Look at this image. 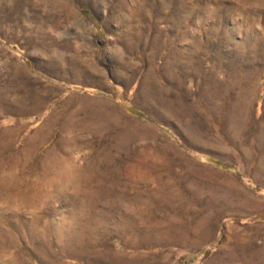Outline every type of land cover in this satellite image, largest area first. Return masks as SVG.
<instances>
[{"label": "rangeland", "instance_id": "rangeland-1", "mask_svg": "<svg viewBox=\"0 0 264 264\" xmlns=\"http://www.w3.org/2000/svg\"><path fill=\"white\" fill-rule=\"evenodd\" d=\"M0 264H264V0H0Z\"/></svg>", "mask_w": 264, "mask_h": 264}, {"label": "trees", "instance_id": "trees-1", "mask_svg": "<svg viewBox=\"0 0 264 264\" xmlns=\"http://www.w3.org/2000/svg\"><path fill=\"white\" fill-rule=\"evenodd\" d=\"M134 111V110H133Z\"/></svg>", "mask_w": 264, "mask_h": 264}]
</instances>
